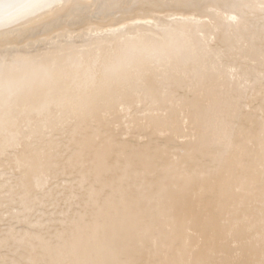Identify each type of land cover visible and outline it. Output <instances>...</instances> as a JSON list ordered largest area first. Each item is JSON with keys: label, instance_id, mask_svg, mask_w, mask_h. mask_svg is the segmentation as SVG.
I'll list each match as a JSON object with an SVG mask.
<instances>
[{"label": "snow or ice", "instance_id": "snow-or-ice-1", "mask_svg": "<svg viewBox=\"0 0 264 264\" xmlns=\"http://www.w3.org/2000/svg\"><path fill=\"white\" fill-rule=\"evenodd\" d=\"M0 264H264V0H0Z\"/></svg>", "mask_w": 264, "mask_h": 264}, {"label": "bare ground", "instance_id": "bare-ground-1", "mask_svg": "<svg viewBox=\"0 0 264 264\" xmlns=\"http://www.w3.org/2000/svg\"><path fill=\"white\" fill-rule=\"evenodd\" d=\"M5 3L8 2H25V0H4ZM209 3H216L220 2V0H208ZM216 26H220L221 30L219 32L216 31ZM202 35L198 36L194 33V39L200 40V39H207L210 41L211 46L214 48H220L223 47V41H224V21L222 19L217 18L215 21V25H209L204 24L201 26ZM213 36H215V39L213 40ZM230 61L225 60V64H228ZM225 71V77L222 81L223 84H227V75H226V69ZM227 91V89H225ZM113 111L114 113H118V104L113 105ZM121 117L117 116V119H120ZM185 118H189L187 114L185 116H182L180 111L178 109H173L170 111L169 116L167 118L169 127L172 131V136L161 138L157 135H155L154 130L149 131L147 130V126L141 122L143 118L137 119V127L134 129L133 135H147L152 138L153 142H158L159 144L163 145L165 143H171L174 140V137L176 134L183 132L184 124L183 120ZM149 120L152 119V117H148ZM189 130L191 131V119L189 123Z\"/></svg>", "mask_w": 264, "mask_h": 264}]
</instances>
